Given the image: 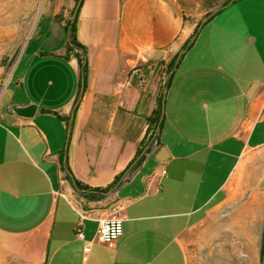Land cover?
Segmentation results:
<instances>
[{
    "label": "crops",
    "instance_id": "1",
    "mask_svg": "<svg viewBox=\"0 0 264 264\" xmlns=\"http://www.w3.org/2000/svg\"><path fill=\"white\" fill-rule=\"evenodd\" d=\"M80 1L47 0L13 67L0 61V264H188V231L264 147V0L198 27L183 0ZM73 22L85 79L67 49ZM77 182L107 190L87 198ZM115 212L122 236L98 242Z\"/></svg>",
    "mask_w": 264,
    "mask_h": 264
},
{
    "label": "rangeland",
    "instance_id": "2",
    "mask_svg": "<svg viewBox=\"0 0 264 264\" xmlns=\"http://www.w3.org/2000/svg\"><path fill=\"white\" fill-rule=\"evenodd\" d=\"M46 1L0 0V61L8 69L16 63L39 19L44 17ZM183 1L189 24L198 27L207 20V9L200 0ZM220 2H214L212 12L220 7ZM52 32L55 35L64 32L59 20L53 22ZM55 44L53 36L49 46ZM263 233L264 147L240 164L230 196L220 211L188 231L185 238L188 264H264Z\"/></svg>",
    "mask_w": 264,
    "mask_h": 264
},
{
    "label": "trees",
    "instance_id": "3",
    "mask_svg": "<svg viewBox=\"0 0 264 264\" xmlns=\"http://www.w3.org/2000/svg\"><path fill=\"white\" fill-rule=\"evenodd\" d=\"M83 0L80 1V4L82 3ZM201 4L204 8L207 9V20L205 21L208 22L210 20H212L221 10L217 11V12H212V9L214 8V2H220L219 0H200ZM235 0H222L220 2V7H223L231 2H233ZM66 33H67V37H68V45H67V49L69 52H74L75 49H78L80 52H74V56L78 59L79 61V65H80V70H81V74L82 77L85 79L86 75H87V63L85 61V59L83 58V54H85V47L80 44L76 38L75 35V24L73 23H69L66 28ZM197 31V29H196ZM161 111H162V99H160L158 101V106L156 108V110L154 111L153 115L149 118L150 120V129H154L157 128L158 123L161 119ZM77 186L78 188L83 191L84 195L87 198H97L100 196V194H103L106 192L107 189L104 190H100V189H90L88 186L83 185L82 183L77 182ZM262 254L264 255V233H263V245H262Z\"/></svg>",
    "mask_w": 264,
    "mask_h": 264
},
{
    "label": "built area",
    "instance_id": "4",
    "mask_svg": "<svg viewBox=\"0 0 264 264\" xmlns=\"http://www.w3.org/2000/svg\"><path fill=\"white\" fill-rule=\"evenodd\" d=\"M132 86L131 77L123 81L118 82V87L123 90ZM157 128L149 129L148 136L153 138L156 136ZM88 217L87 213H82L81 218L85 219ZM123 234V218L119 212H115L113 214L105 215L99 219V224L96 230L95 239L98 242L107 245H113ZM76 236L79 239L84 238V233L81 228V224L76 228ZM90 250V243H86L85 251L88 252Z\"/></svg>",
    "mask_w": 264,
    "mask_h": 264
},
{
    "label": "water",
    "instance_id": "5",
    "mask_svg": "<svg viewBox=\"0 0 264 264\" xmlns=\"http://www.w3.org/2000/svg\"><path fill=\"white\" fill-rule=\"evenodd\" d=\"M231 3H232V2H231ZM229 4H230V3H229ZM229 4H227V5H229ZM227 5H225V6H223V7H219L215 12L224 9ZM15 113H17V114H19V115H21V116H26V115H24V111H23V110L16 111Z\"/></svg>",
    "mask_w": 264,
    "mask_h": 264
},
{
    "label": "bare ground",
    "instance_id": "6",
    "mask_svg": "<svg viewBox=\"0 0 264 264\" xmlns=\"http://www.w3.org/2000/svg\"><path fill=\"white\" fill-rule=\"evenodd\" d=\"M227 234V233H226ZM225 237V236H224ZM224 237H223V239H224Z\"/></svg>",
    "mask_w": 264,
    "mask_h": 264
}]
</instances>
